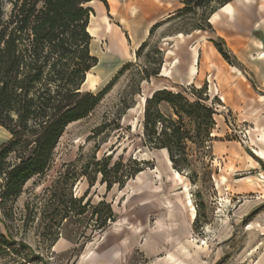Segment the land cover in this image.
<instances>
[{
	"label": "rangeland",
	"instance_id": "1",
	"mask_svg": "<svg viewBox=\"0 0 264 264\" xmlns=\"http://www.w3.org/2000/svg\"><path fill=\"white\" fill-rule=\"evenodd\" d=\"M13 1L2 0L6 19ZM230 3L233 13L216 11L210 30H198L200 10L160 23L97 106L64 129L46 172L0 205V243L8 245L0 264H264V0ZM113 48L93 37L89 51L101 64L90 73L118 60ZM162 88L190 103L203 99L215 113L211 141L186 143L172 171L165 150L143 144L146 101ZM153 109L178 120L165 103ZM9 139L0 127V145ZM155 169L168 175L159 181ZM151 180L161 186L157 195L147 193Z\"/></svg>",
	"mask_w": 264,
	"mask_h": 264
},
{
	"label": "trees",
	"instance_id": "2",
	"mask_svg": "<svg viewBox=\"0 0 264 264\" xmlns=\"http://www.w3.org/2000/svg\"><path fill=\"white\" fill-rule=\"evenodd\" d=\"M93 1L107 7L105 0H14L6 19L0 0V127L10 134L9 141L0 145L1 206L15 201L30 179L46 172L64 129L85 118L116 78L97 95L81 91L85 76L98 63L90 54L87 31L93 13L88 5ZM232 1L182 0L183 7L168 20L200 10L203 26L198 30H210L208 19ZM158 26L154 25L149 34ZM214 48L229 63L228 53L215 43ZM128 65H123L117 75ZM159 73L160 68L142 80ZM202 101L190 103L181 94L166 89L155 91L146 101L143 144L165 150L174 170L180 169L176 153L183 155L186 143L196 141L202 145L211 141L215 113ZM160 103L170 106L178 120L153 109ZM184 120L194 129H189ZM118 169L119 164L113 167V173ZM142 171L140 168L134 173ZM109 215L110 219V210ZM0 246L8 245L1 241Z\"/></svg>",
	"mask_w": 264,
	"mask_h": 264
},
{
	"label": "crops",
	"instance_id": "3",
	"mask_svg": "<svg viewBox=\"0 0 264 264\" xmlns=\"http://www.w3.org/2000/svg\"><path fill=\"white\" fill-rule=\"evenodd\" d=\"M105 1L107 7L98 1L91 2L88 7L92 9L94 15L101 23V28L98 24L99 29L97 35L99 37L105 36V40H107L108 44L112 48L114 47L116 52L120 53H113L115 57L118 58L116 62L112 61L107 68L99 70V82L107 84L123 65L130 62L132 53L146 42L149 37L150 29L154 25L168 20V18L180 10L183 5L181 4L182 0H115L114 5H112L109 0ZM227 5L232 6L231 3ZM130 8L135 9L134 13L130 11ZM112 9L114 10L113 12ZM103 17L109 19V26H107ZM110 21H114L112 25ZM91 25L92 22L90 20L88 28ZM89 35L92 43L93 37L95 38L97 35ZM95 58H97L98 63L92 69L99 67L101 64L100 59H98L97 56H95ZM230 70L239 74L238 70L234 67H230ZM84 86L85 84L82 85V88ZM163 89L164 88L157 89L156 91ZM86 92L93 91L88 89Z\"/></svg>",
	"mask_w": 264,
	"mask_h": 264
},
{
	"label": "bare ground",
	"instance_id": "4",
	"mask_svg": "<svg viewBox=\"0 0 264 264\" xmlns=\"http://www.w3.org/2000/svg\"><path fill=\"white\" fill-rule=\"evenodd\" d=\"M110 1V3L112 4V5H114V3H115V0H109ZM245 1H247V0H245ZM226 5V4H225ZM114 10L112 9V12H113ZM130 11L132 12V13H134V11H135V9L134 8H130ZM220 11H222V13L223 14H225V15H231L232 13H233V9H232V6H230V5H227V6H225L224 8H222ZM216 17H218V15H213L212 16V18L209 20V23L210 24H212L213 22H214V20L216 19ZM103 20L106 22V24H107V26H109L108 25V23H109V20L107 19V18H105V17H103ZM98 29H99V27H98V24L97 23H95V22H93L92 21V25L87 29V31H88V33L89 34H91V35H97V31H98ZM179 38H182V35L181 34H179ZM95 39H97L98 41L100 40V37L97 35V36H95ZM169 54L171 55L172 54V52H169ZM196 54H197V52H196V50H194L193 51V59H194V61L196 60L195 58H196ZM189 75H190V77H194L195 76V74H196V69H195V67L194 66H191L190 67V70H189ZM165 73H166V70H165ZM113 77V76H112ZM84 84H85V86L86 87H88V89H90L91 91H95V89L97 88V85L99 84V76L98 75H96V74H93V73H90V71H89V73H87V75H86V79H85V82H84ZM200 88V87H199ZM162 152H165V151H162ZM263 156V155H262ZM261 158V157H260ZM165 161V160H164ZM166 164H167V167L166 168H168L169 170H171L170 168H169V166L171 165V163H170V161L167 159V157H166ZM166 164H165V166H166ZM160 169V168H159ZM172 171V170H171ZM151 173L153 174V175H155V178H157L159 181H161L162 179H161V175H165V176H167L168 175V173H167V169H166V172L165 173H163L162 171H159L158 169H155V170H151ZM170 176H171V174H170ZM166 178V177H165ZM170 179H168V181H169ZM181 180V178H180V176L179 175H177V174H174L173 173V181H175V182H179ZM171 181V180H170ZM172 181V182H173ZM140 182V180H139V178H137V183H139ZM151 183L150 184H148L147 185V187H145L146 188V190H147V193H148V195H150V194H154V195H157V194H159L160 192H161V186H156V184H154L153 183V180H151L150 181ZM166 182V181H165ZM186 189V188H185ZM185 189H184V200H185V203H184V206H187L188 204H189V200H188V194L185 192ZM187 191V190H186ZM146 193V194H147ZM190 197V196H189ZM146 200V199H145ZM148 202H146V203H144V205L145 204H147ZM134 226V225H133ZM119 227V224L118 225H116L115 226V228H118ZM116 238H118L117 236H116ZM99 246V245H98ZM83 259V258H82Z\"/></svg>",
	"mask_w": 264,
	"mask_h": 264
}]
</instances>
